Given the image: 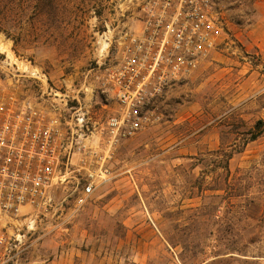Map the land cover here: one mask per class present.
Listing matches in <instances>:
<instances>
[{"label":"rangeland","instance_id":"1","mask_svg":"<svg viewBox=\"0 0 264 264\" xmlns=\"http://www.w3.org/2000/svg\"><path fill=\"white\" fill-rule=\"evenodd\" d=\"M124 2L0 0V86L55 102L65 126L84 114L75 165L118 108L98 86L140 25L138 0ZM214 3L216 50L146 127L102 150L107 180L82 207L71 173L48 211L9 230L6 264H264V133L250 139L264 121V0Z\"/></svg>","mask_w":264,"mask_h":264},{"label":"built area","instance_id":"2","mask_svg":"<svg viewBox=\"0 0 264 264\" xmlns=\"http://www.w3.org/2000/svg\"><path fill=\"white\" fill-rule=\"evenodd\" d=\"M138 6L139 28L119 37L116 60L99 78V93L118 108L102 125L99 150L90 148L79 164L73 157L84 154L89 139L83 113L65 126L55 102L53 111L46 110L0 86V264L13 250L8 232L16 223L48 211L55 188L71 173L82 207L107 180L102 150L109 156L122 139L146 127L167 89L216 50L221 29L214 0H138Z\"/></svg>","mask_w":264,"mask_h":264},{"label":"trees","instance_id":"3","mask_svg":"<svg viewBox=\"0 0 264 264\" xmlns=\"http://www.w3.org/2000/svg\"><path fill=\"white\" fill-rule=\"evenodd\" d=\"M264 133V121L260 120L255 126V131L251 134V140L254 141Z\"/></svg>","mask_w":264,"mask_h":264},{"label":"bare ground","instance_id":"4","mask_svg":"<svg viewBox=\"0 0 264 264\" xmlns=\"http://www.w3.org/2000/svg\"><path fill=\"white\" fill-rule=\"evenodd\" d=\"M10 54V53H9ZM37 73H38V71H37Z\"/></svg>","mask_w":264,"mask_h":264}]
</instances>
